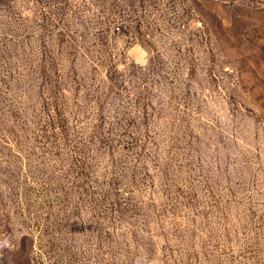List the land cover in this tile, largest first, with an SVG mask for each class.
Wrapping results in <instances>:
<instances>
[{
    "label": "rangeland",
    "instance_id": "1",
    "mask_svg": "<svg viewBox=\"0 0 264 264\" xmlns=\"http://www.w3.org/2000/svg\"><path fill=\"white\" fill-rule=\"evenodd\" d=\"M0 264H264V0H0Z\"/></svg>",
    "mask_w": 264,
    "mask_h": 264
}]
</instances>
